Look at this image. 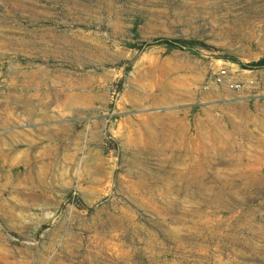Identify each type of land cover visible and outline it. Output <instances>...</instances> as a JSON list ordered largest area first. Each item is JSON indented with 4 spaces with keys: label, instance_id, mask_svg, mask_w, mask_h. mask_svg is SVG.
<instances>
[{
    "label": "rangeland",
    "instance_id": "obj_1",
    "mask_svg": "<svg viewBox=\"0 0 264 264\" xmlns=\"http://www.w3.org/2000/svg\"><path fill=\"white\" fill-rule=\"evenodd\" d=\"M262 59L264 0H0V264H264Z\"/></svg>",
    "mask_w": 264,
    "mask_h": 264
},
{
    "label": "crops",
    "instance_id": "obj_2",
    "mask_svg": "<svg viewBox=\"0 0 264 264\" xmlns=\"http://www.w3.org/2000/svg\"><path fill=\"white\" fill-rule=\"evenodd\" d=\"M235 73V70H233ZM12 138H15L18 142L27 141L28 142H36L37 140L45 141L47 143L51 142L53 139L51 129H45L38 133V131H25V132H18L17 135H11Z\"/></svg>",
    "mask_w": 264,
    "mask_h": 264
},
{
    "label": "built area",
    "instance_id": "obj_3",
    "mask_svg": "<svg viewBox=\"0 0 264 264\" xmlns=\"http://www.w3.org/2000/svg\"><path fill=\"white\" fill-rule=\"evenodd\" d=\"M215 81L217 84L226 85L234 91H240L243 88L242 83L233 79L231 77V72L227 69H220L215 77Z\"/></svg>",
    "mask_w": 264,
    "mask_h": 264
},
{
    "label": "trees",
    "instance_id": "obj_4",
    "mask_svg": "<svg viewBox=\"0 0 264 264\" xmlns=\"http://www.w3.org/2000/svg\"><path fill=\"white\" fill-rule=\"evenodd\" d=\"M160 42H162L163 44H166L168 46L174 47V48H182L185 44L179 40H168V39L161 40ZM242 68L243 69H249V70L262 69V68H264V59H262L256 63L243 65Z\"/></svg>",
    "mask_w": 264,
    "mask_h": 264
}]
</instances>
